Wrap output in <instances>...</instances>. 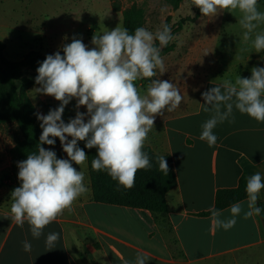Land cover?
<instances>
[{
  "label": "clouds",
  "instance_id": "1",
  "mask_svg": "<svg viewBox=\"0 0 264 264\" xmlns=\"http://www.w3.org/2000/svg\"><path fill=\"white\" fill-rule=\"evenodd\" d=\"M259 0H190L204 17L215 18L224 11L241 14L239 24L245 29L243 39H252L255 52H264V32L256 29L264 24V11ZM193 15V13H192ZM175 37L171 26L163 23L155 32L145 27L128 28L117 25L112 30L92 36L93 47L73 37L60 51L46 55L36 69L34 90L53 97L59 106L48 113H35L42 132L37 151L17 163L20 185L11 191V219L17 226H30L33 239L44 235V229L62 216L72 212L74 203L88 192L85 173L73 165H84L88 159L78 142L85 148L96 149L91 161L94 171H105L119 186H135L139 170L152 167L149 155L143 150L157 116L175 111L184 97L173 82L160 79L166 72L163 47ZM207 55V53L205 54ZM147 80L146 93L141 94L137 81ZM203 111L210 116L201 125L199 139L213 147L218 137L214 129L225 121L234 123V110L264 123V67H252L250 77L238 75L234 81L224 80L202 93ZM76 100V114L66 123L65 107ZM85 107L86 112L78 109ZM69 137L71 139H69ZM59 139L67 158H58L51 148ZM159 170L168 175L165 156L157 157ZM264 175L256 172L246 181V201L233 203L226 210L210 207L213 230H230L237 217L244 219L261 215L258 206ZM246 204V208H245ZM60 233L50 232L45 244L56 247ZM23 250L31 252L32 244L25 239ZM150 257L138 253L134 264H147ZM124 264H131L125 260Z\"/></svg>",
  "mask_w": 264,
  "mask_h": 264
},
{
  "label": "crops",
  "instance_id": "2",
  "mask_svg": "<svg viewBox=\"0 0 264 264\" xmlns=\"http://www.w3.org/2000/svg\"><path fill=\"white\" fill-rule=\"evenodd\" d=\"M244 70L240 76L250 77L246 64ZM224 80L234 81L223 73L177 83L184 97L181 105L157 116L148 134L144 146L173 160L178 183L168 193L167 213L94 201L86 161L73 166L85 173L88 192L72 212L65 211L33 239L27 223L21 228L11 219L10 194L17 184L0 182V264H134L138 253L148 254L147 264H264L261 215L246 220L241 214L227 231L213 230L211 215H201L215 207L219 190L237 188L243 175H264V123L234 110V123L225 121L214 129L215 146L199 139L210 116L203 111L202 93ZM78 146L84 149V142ZM50 232L60 233L53 249L45 244ZM25 239L32 244L31 252L23 250Z\"/></svg>",
  "mask_w": 264,
  "mask_h": 264
},
{
  "label": "rangeland",
  "instance_id": "3",
  "mask_svg": "<svg viewBox=\"0 0 264 264\" xmlns=\"http://www.w3.org/2000/svg\"><path fill=\"white\" fill-rule=\"evenodd\" d=\"M258 7L264 11V0H259ZM131 10L141 14L142 27L150 31L155 32L163 23L171 26L175 37L171 43L175 47L162 56L166 72L160 79L182 84L199 75L216 78L224 73L235 80L236 74L244 73L245 64L250 70L254 66L264 67V54L255 52L252 46L256 33L249 41L243 39L245 29L239 24L238 10L224 11L215 18L202 15L196 18V7L190 5V0H183L178 7L173 0H0V39L7 45L5 58L20 61L32 50L44 56L57 51L63 55V45L71 43L78 33L91 48L95 33L102 34L117 25L124 27L125 13ZM256 32H264V24ZM36 75L29 71L26 77L35 82ZM147 85V80L137 81L142 95ZM5 86L0 76V89ZM36 87L39 85L35 84L28 92L40 113L46 115L59 106L53 97L36 93ZM75 105L73 99L65 107L62 118L66 123L75 117ZM78 110L87 111L85 107ZM1 111L0 102V182L19 186L17 163L24 160L20 158L24 137L15 122H2ZM45 148L54 150L58 158H67L58 138L54 146ZM83 148L86 152L85 142Z\"/></svg>",
  "mask_w": 264,
  "mask_h": 264
},
{
  "label": "trees",
  "instance_id": "4",
  "mask_svg": "<svg viewBox=\"0 0 264 264\" xmlns=\"http://www.w3.org/2000/svg\"><path fill=\"white\" fill-rule=\"evenodd\" d=\"M182 1L173 0V4L178 7ZM200 16V10L196 8L195 17L199 18ZM124 27L128 28L130 32L137 27H142L141 14L134 10L126 12ZM179 27L181 29V26ZM75 38L82 39V35L78 33ZM6 47V43L0 39V76L6 85L0 89L1 120L2 122H15L18 125L24 137L20 148V158L25 160L28 154L37 151V144L42 132L41 122L35 115L40 111L28 92L35 85V82H32L26 75L29 71L37 73L36 69L39 63L46 56L32 50L20 61H9L5 58ZM174 47V44L170 42L166 47H163L161 55L173 51ZM262 53L264 54V52ZM17 82L21 83L20 87L17 86ZM143 150L149 155L152 167L139 170L136 174L135 186L131 189H125L119 186L105 171L97 172L91 168V161L96 155V149H87L88 171L94 201L133 209H145L153 213H167L169 211L167 196L178 183L172 157L170 155H157L148 146H144ZM158 156H165L170 169L168 175L159 170ZM247 178V175H243L237 188L219 190L216 195L215 208L224 210L233 203L246 200ZM258 206L264 209V201L259 202ZM201 215L211 214L207 212ZM261 217L264 220V212L261 213Z\"/></svg>",
  "mask_w": 264,
  "mask_h": 264
}]
</instances>
